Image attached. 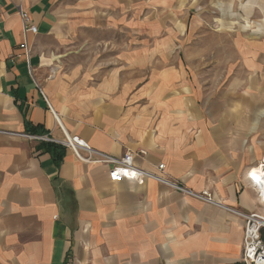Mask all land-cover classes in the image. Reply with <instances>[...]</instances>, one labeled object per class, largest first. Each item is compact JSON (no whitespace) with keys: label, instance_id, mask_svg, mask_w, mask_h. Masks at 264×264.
Here are the masks:
<instances>
[{"label":"crops","instance_id":"0c3cea01","mask_svg":"<svg viewBox=\"0 0 264 264\" xmlns=\"http://www.w3.org/2000/svg\"><path fill=\"white\" fill-rule=\"evenodd\" d=\"M67 1L0 0V264H240L244 221L229 209L262 212L245 173L263 157L264 143L248 154L243 142L264 113V0H203L205 20L259 21L248 39L244 28L225 32L236 60L221 67L237 75L219 102L204 105L174 90L180 86L170 69L152 71L138 92L118 90V73L89 90L83 79L82 87L70 85L39 43L56 36ZM131 2L97 0L124 10ZM18 5L37 27L27 38L28 60ZM143 59L128 67H148ZM25 123L46 131L49 143L62 140L63 130L104 155L142 150L137 167L192 192L206 189L218 204L150 179L113 184L108 165L84 163L61 145L56 168L52 154L36 149L42 136L25 137Z\"/></svg>","mask_w":264,"mask_h":264},{"label":"rangeland","instance_id":"374dc122","mask_svg":"<svg viewBox=\"0 0 264 264\" xmlns=\"http://www.w3.org/2000/svg\"><path fill=\"white\" fill-rule=\"evenodd\" d=\"M89 1L97 5L96 10L92 11ZM113 7L102 8L97 0H68L56 36L39 40L45 48L43 54L53 59L57 71L68 77L70 85L82 87L83 79L84 87L89 90L106 76L118 73L122 82H118V90L129 87L130 91L138 92L142 81H146L152 71L170 69L177 71V74L173 71L170 77L175 86H180L175 87L176 92L196 94L198 105H204L205 100L219 102L221 94L231 86L232 77L237 75L235 68L228 71L221 67V62L228 58L236 60L233 51L225 50L233 38L225 32L235 33L238 28L240 31L244 28L243 35L248 39L253 36L254 23L259 22L242 18L229 20L227 24L219 18L205 20L203 0H132L131 4L124 6L126 10L118 5ZM236 16L239 17L237 12ZM141 44L150 51L136 52ZM142 56L144 62H150L148 67H128L129 61L142 60ZM253 127V132L243 142V150L248 154L254 152L257 143H264V113ZM263 160L264 155L255 160L248 170L257 167ZM203 191L211 194L212 205L218 204L206 189L193 193ZM66 199L71 215L74 202L70 194ZM229 211L237 218L240 217L236 212L244 213Z\"/></svg>","mask_w":264,"mask_h":264},{"label":"built area","instance_id":"2783aa9c","mask_svg":"<svg viewBox=\"0 0 264 264\" xmlns=\"http://www.w3.org/2000/svg\"><path fill=\"white\" fill-rule=\"evenodd\" d=\"M16 13L20 19L23 42L20 48L25 51V58H29V49L27 47V38L29 35H36L37 27L32 24L29 13L20 5L16 7ZM63 139L54 141L56 144L70 149L74 156L84 163H103L109 166L108 179L113 184H120L124 181H132L142 184L146 179H150L165 185L168 188L182 192L193 198H197L208 204H213L214 201L209 192L203 191L200 194H195L192 191L186 190L176 182L168 181L162 174L150 173L134 164L136 156L143 157L145 152L140 150L137 153L126 152L121 157L116 158L104 155L90 149L78 137H70L63 130ZM28 139H38V137L26 135ZM45 142H52L47 136L39 138ZM84 153V154H83ZM264 160L255 168H251L246 173L247 185L252 189L257 197L259 205L262 208L261 213H239L236 215L243 219V239L241 245L240 264H264ZM164 165L160 164L157 167L158 172L162 173ZM256 169V175L252 174V170Z\"/></svg>","mask_w":264,"mask_h":264},{"label":"trees","instance_id":"16d2710c","mask_svg":"<svg viewBox=\"0 0 264 264\" xmlns=\"http://www.w3.org/2000/svg\"><path fill=\"white\" fill-rule=\"evenodd\" d=\"M26 135L29 136H47L48 133L44 131L42 128L39 127H33L28 123H25V132ZM37 150H40L42 152L50 153L52 154V159L54 162V166L56 168L59 167V164L61 162V159L64 154V149L60 145L54 144V143H49V142H41L38 144L36 147Z\"/></svg>","mask_w":264,"mask_h":264},{"label":"bare ground","instance_id":"6f19581e","mask_svg":"<svg viewBox=\"0 0 264 264\" xmlns=\"http://www.w3.org/2000/svg\"><path fill=\"white\" fill-rule=\"evenodd\" d=\"M263 163H264V162H263ZM263 167H264V166H263ZM256 173H257V170H256V169H253V170H252V174H253V175H256ZM219 206H220V205H219Z\"/></svg>","mask_w":264,"mask_h":264}]
</instances>
